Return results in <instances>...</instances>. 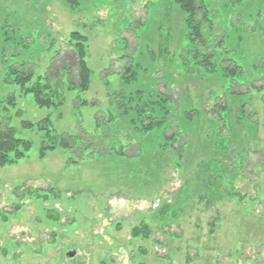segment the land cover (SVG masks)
I'll return each mask as SVG.
<instances>
[{"label": "rangeland", "instance_id": "rangeland-1", "mask_svg": "<svg viewBox=\"0 0 264 264\" xmlns=\"http://www.w3.org/2000/svg\"><path fill=\"white\" fill-rule=\"evenodd\" d=\"M207 2L218 40L227 37L229 56L245 68L246 85L235 92L248 93V108L255 111L246 119L239 113L244 101L230 99L226 127L209 119L218 117L216 103L226 105L219 77L182 72L192 62L181 51L184 16L168 0H81L74 12L63 0H0V120H10L32 143L24 159L0 168V264H264V93L254 88L264 89V76L254 68L264 64V0ZM4 28L14 32L13 42L4 40ZM74 32L86 38L90 87L70 92L65 78L64 104L42 108L9 70L25 65L33 76L27 87L44 86L47 72L63 63L76 81ZM3 49L15 60L3 64ZM122 52L134 54L138 65L133 83L124 87L128 97L167 94L173 125H181L184 111L202 116L181 125L188 155L173 145L183 167L173 150L159 149V130L135 134L123 116L116 93H123L132 59L122 60ZM110 116L120 134L115 148L132 155L141 146L138 158L117 157V150L108 156L106 147L107 158L95 151L80 157L77 147L40 157L47 118L51 136L68 137L94 134L97 121ZM221 142L229 144L226 156L215 155ZM211 159L219 164L202 166ZM163 208L169 214L162 221L157 211ZM145 225L151 236L132 238L134 227Z\"/></svg>", "mask_w": 264, "mask_h": 264}, {"label": "trees", "instance_id": "trees-1", "mask_svg": "<svg viewBox=\"0 0 264 264\" xmlns=\"http://www.w3.org/2000/svg\"><path fill=\"white\" fill-rule=\"evenodd\" d=\"M63 1L73 12L80 7L81 0ZM168 1L171 6L177 7L180 13L184 16L183 21L186 32L185 46L181 48V51H184V56H186L187 59H191L190 61L192 62H186L184 64L182 72L184 73V75H189L187 73L193 71L198 77H202L204 80H209L210 76L212 75H216L220 79V91L224 95V103L226 105L223 106L219 103H216L214 110L216 111V114H218V117L209 119L215 122L216 125L217 123H219V121H222V123H224V126L226 127L229 124L227 120V105L229 103V100L232 98L244 101L241 105L242 109L239 113L248 115L246 117V119H248L255 112L252 108L249 110L248 107L252 105L250 103H247V101L245 100L248 93L235 92L237 90V87L246 85V83L241 82L242 78H244L243 72L245 68L240 64L239 59L234 58L232 55H230L231 57L229 56V54L231 53L227 52L229 49H227L225 46L227 45V37L222 36L223 40H218L219 35L216 34L214 30L215 21L210 16L211 13L207 2L208 0ZM130 25L131 22L128 23L126 29H128ZM3 30L4 32H2V35L4 36V40L7 43L13 42L14 32L7 33L5 32V28ZM15 40L17 41V38H15ZM69 40V42L73 44L78 58L76 81L73 80V77H75L73 75L74 71L70 70L69 67L63 63L60 67H57L53 62L51 63L55 65V68L51 70L54 71V74H49L47 72L45 76L44 86H42L41 82H37L36 84L27 87V85L32 81L33 76L29 73V70L25 67V65H22L23 71H15V69L12 68L9 70V78L16 77L14 83L21 86V88L24 89L25 93L33 94L35 102L42 108H57L58 106L64 104L66 98L63 94V80L65 78L68 80L67 83L69 84L68 89L70 92L73 90H78L79 93H84L87 92L90 87L92 71L85 60L86 38L79 32H74L70 35ZM21 42V39L18 40V43ZM121 42L125 46H127L126 40L121 39ZM125 49L126 47L124 48L123 52H125ZM6 51L8 50H2V53L5 52V54L3 55V64H7L9 60H11V62L15 60V58L12 56H9V59H7ZM123 52L121 56L122 60L126 61L128 57L132 59L128 69L124 73L125 78L123 82V93H116L117 96L121 95V99L123 98L121 100L123 102V107L120 106L121 111H123V116L127 118L129 117L131 119V129L135 134H139L145 137L153 131L159 130L163 138V144L159 143V149L161 151L163 150L164 153H169L173 150L172 153L176 154V157L174 156V159H176L177 161L175 164L183 167L184 164L180 163L182 159L179 153L180 151L179 149L174 150L173 145L174 143H178L179 145H181L184 156L188 155L189 152L187 153V147H190L189 141L186 140L184 143H182L181 139L183 130L186 129V127H181V125H184L185 123H197V120L201 119L202 116L197 111H184L185 113L182 112V115L184 114L183 117L181 116V125H173L170 121L173 107L170 106L171 101L169 102L167 94L155 91L152 96H149L147 99H145L142 92H137L138 94L128 97L125 94L126 92L124 91V87H128L131 83H133L135 79V70L138 69V65H135V63H133L134 54L130 57L125 55ZM27 61V63H32L29 62L31 60ZM254 68L256 69V73L264 76V64H262L261 66H256ZM106 84L110 87V83L108 81L106 82ZM248 84V88L250 89L251 86H253V82H250ZM254 88L258 92L264 93V89L262 87ZM217 95L218 94L214 92V97H217ZM118 101L120 100H117L116 102ZM115 122L116 119L114 118V116H110L108 119H104L103 121H97V127L94 134L87 133L82 135L79 133L75 136L71 135L68 137H63L58 135L51 136L52 133L50 132V129L48 127L49 119L47 118V120H45V126H47L48 128L46 127L45 130L47 131L48 129V131L46 133L47 135L45 138V142L40 148V157L44 158L47 152L54 151L59 147H62L64 149H72L77 147L81 148L82 155H80V157H83V154L86 152L95 151L99 157L107 158V155L102 154V148H107L106 151L108 156H110V154H112L114 150H117L115 148L116 136L118 137L120 134L114 126ZM33 126V124H24V128L26 129H31ZM175 127L177 128L176 131L167 136L166 131L169 129L172 130ZM18 134V130L10 124V120H0V168L18 163L25 158L28 152L31 151L32 143L20 138ZM222 139L224 141L227 140L226 137H223ZM227 143L225 145V142H221L218 148L219 150L215 153V155L222 154L226 156L229 145ZM140 150L141 146L140 149L137 150V153L135 152V154L128 155V152L125 151V149L122 147L117 150L119 151L117 157L128 156V159H135L138 158ZM244 157L246 159L248 157L247 154H244ZM217 163L219 164V161H217L216 159H211L202 163V166L212 168ZM231 174L232 180L236 176V173L232 172ZM168 210L169 209L165 210V208L160 209L159 211H157V216H159L162 221L165 220L169 214ZM140 236H143L144 238H148L151 236V229L149 228V226L145 225L142 228L134 227L132 231V238L138 239Z\"/></svg>", "mask_w": 264, "mask_h": 264}]
</instances>
